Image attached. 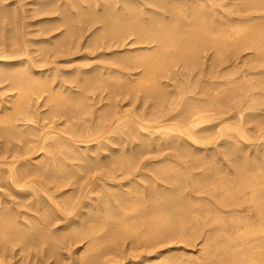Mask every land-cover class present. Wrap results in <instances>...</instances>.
I'll use <instances>...</instances> for the list:
<instances>
[{"label":"bare ground","instance_id":"obj_1","mask_svg":"<svg viewBox=\"0 0 264 264\" xmlns=\"http://www.w3.org/2000/svg\"><path fill=\"white\" fill-rule=\"evenodd\" d=\"M35 1L37 2V4H41V7H47H43L42 9L40 8L43 11H49L48 6L53 2H58V5L55 6V9L62 15V18L60 17L61 15H59L58 17L59 21H61V24L67 26L66 34H68V31H70L71 34H76V32L80 31H75V26L71 24L74 21L72 20V18L76 16L72 14L71 18L68 16V14L71 15L70 13H77L75 12L77 11L75 10L76 8H79L80 10L85 6L87 9L86 4L88 0H33V2ZM230 1L233 2V7L232 3L231 5H227V3H229ZM54 3L52 6H54ZM92 3V7L90 8L89 6V11H94L96 13L98 12V17L96 16L98 18L97 20L101 21V23L103 22L104 27V31H102V33L99 35L98 33L94 34L93 38H98L105 31L108 32V30L113 29L111 32L109 31V33L112 34L110 35L111 39H116V41L114 40L115 43H119V40H122L123 38L134 36L132 41L140 44L145 43L146 45L150 43V45L152 44L153 46L151 45V48L148 47L149 45L145 47V44L141 45L140 47L135 46V49H130L131 52H135L131 54L127 52L128 54L124 55L122 53L123 56L121 57L115 56L118 55L116 53H118L119 51L113 50L109 53L113 54L110 56L111 58H109V60L111 59L110 62L113 66L108 63L104 64V61L101 62V65L98 62V65H96V63L95 65L88 68L83 67L82 65L80 66L81 69L77 68V73L76 68V71L73 70V72H75V74L73 73V78H71L70 75L69 78L68 76H65L66 78L63 76L64 78H62V75L59 74L61 76V79L58 78V87H60L61 89L63 88L62 90L68 89V92L67 90L66 92L69 93L67 94L69 96L70 91H72L73 93L76 92L75 94L81 93L82 96L87 94L88 96V94L90 93V91L92 92V90L94 93L95 89L97 88H99L100 90L101 88H108V99L105 97L106 103L103 102L104 105H100V108H102V110L103 107H106L108 109L110 108L109 111L105 110L106 112L102 111L101 113L97 114H95L94 111V116H88L90 117V119L87 118L88 120L86 121L82 120L81 123L74 122L69 126L65 125L63 129H61L62 123H59L61 127L57 128L59 127L57 126V122L52 120L54 126H46L48 125L47 123H40V125H38L39 128L34 129V132L31 131L32 133H30L28 132V129L30 127L32 128L33 125L27 124L25 126L27 130L25 129L24 131H26L28 135H26L27 137L25 138L23 137L26 142L21 138V141H23L25 144L20 143L21 146H19L18 144H16L17 142L15 143V141H13L14 143L12 142V146H10L9 148H0L2 150H0V184L4 185L6 188H9L7 192H9L10 195H20L22 196L23 201L28 199V202L26 203H29V206L31 204L37 205L35 207L36 209L34 208V205L32 206L35 209L36 214L31 215V213H28V210L27 212L21 211L22 209L20 210L19 206L18 210H20V212L16 210L13 214V211L11 212V210L13 209H11L12 206L10 200L11 210L6 207L10 211H7L5 209L7 212H0V238L7 239L8 235H15L17 242L21 241L24 243L23 245L21 242H19L22 244L20 245L23 246L22 248H25L24 246L26 245V251L27 248L30 249L31 246L32 248L33 246L38 247V256L41 254H39V252L41 251L42 247L45 246L44 245L41 247V244H46L48 246L47 252L51 251V254L49 253V256L47 252L46 254L48 257H51L53 255V252L55 251V247L58 245L60 246L59 241H61L62 238L68 235V238H66V240L73 242L74 240L80 241V238H82V235H84V237L88 236L91 241H88L87 239L86 240L92 243L90 246H88V242H85L89 248H86L85 246L83 250L87 249V251H81L82 249H79L81 252H88L87 255L81 260L80 264H108V262L112 258L100 259V256L103 254V252L108 250V248H106L107 246L104 248L105 250H103L101 246L100 253H95V250L99 245H105L104 243H106L107 245L108 242H105L106 239L109 238L110 240L116 241V239H119L121 237V234H123V236L125 235L124 238L126 236H128V238L131 237V244L138 243L139 240H141L142 236H146L144 237L146 238V242L150 243L146 245L148 246V248H151L149 247V245L153 246L154 248L156 245H158L157 242H169L172 239L174 241L180 240L184 243L189 244V242H194V240L196 241L198 237L203 236L208 243L207 245H205V247L203 245L201 246L202 248L204 247L205 250L203 256V260L205 259V262H199L202 260H199V258H197L198 264H264V165H261L262 167H260V165H256L260 161V159L264 160V153H258L259 150L264 149V70H260L259 68V70H257L256 72L254 71L255 67L264 66V0H235V2L234 0H93ZM225 4L227 5V9H224ZM3 5L4 4L2 3V6ZM228 6H230V8ZM51 11L48 13H51ZM90 12H88V14ZM11 13H13V11ZM84 14L86 15V13ZM85 15L83 18L81 17L82 20H84L83 24H85V22L89 23V20L92 19V16L90 15H93V13L88 15L90 19ZM3 17L5 16L3 15ZM96 17H94V19ZM6 18H3V20H6ZM77 18L78 17H76V19ZM71 20L72 22H70ZM82 20L79 22L82 23ZM50 21L51 23H49V20L47 23L52 24V22H54V20L52 21L51 19ZM91 22L93 23L92 20L90 21V23ZM45 23L43 26L47 25ZM76 23L77 22H74V24ZM57 26L58 25L56 24L54 28L56 29ZM45 27L43 28L46 30ZM59 27L60 26H58L57 28ZM8 29H10V27ZM50 30L49 32H51ZM76 35H74V37ZM105 35L106 33L101 37H104ZM58 36L56 34V37L59 39ZM63 36L65 37V33L61 38H63ZM50 37L55 38L53 35ZM4 38L3 40H5ZM42 39L43 38L41 37L40 40ZM111 39L107 38V40H104L109 41ZM24 41H22V43ZM60 41L62 42V40ZM104 42L102 43L104 44ZM106 43L108 45V42ZM61 45H64V43H62ZM204 48H209L211 50L213 49V51L216 52V55H214L213 57L210 56L212 58L209 57L211 64H214V66L217 67L221 66V69L217 70L216 73L212 71L206 72L202 68L204 61L200 60V58L202 51L204 52ZM244 49H250L252 51L251 56L247 58H252L251 60L255 63L253 65L251 64V66L247 68V71H249V73H243L240 75L241 78H235L236 76L230 77L227 73L229 71H226L228 64L227 61L229 59L231 60L232 56L236 55L239 51ZM22 51L23 54L27 52L25 46ZM0 53L2 52L0 51ZM7 54L8 56L10 55L9 52ZM7 54H4V56H0V78L11 81L10 85H16V87H18L20 90L21 96H18L17 93H19V90L17 88L18 91H16L15 89L17 93H13V95L17 94L16 96L18 97H15L17 98V100L14 101L12 99L14 101L13 103L10 98L13 96H10V99L8 98L9 100H6L8 103H13L11 107H14L12 108V111L9 109L10 114L9 112H6V115L10 116L16 110V112H18L19 110L22 111L23 107L25 106L24 103L27 107V103L25 100H23V98H27L26 96H29V92L31 95L33 91H37L36 94H38V91H45L50 89L51 91L54 90L55 95H58L56 93V90H59L57 85L56 90L55 88L52 89L53 86L55 87V85H52L53 80H49V76H44L48 73L44 74V72H46L44 71L42 72L44 74L43 75L41 73L35 72V70L33 69V67L39 68L41 65L36 66V63L32 62L34 64L32 67V64L30 62L31 60L29 59L30 57L20 58L18 57L19 55L16 54V56L11 57L10 55V57H6ZM244 58L247 59L246 57ZM244 58L243 60H245ZM32 61L34 60L32 59ZM177 63H180L179 65H181L182 68H186L188 70H193L197 67L202 68L203 72L199 73V75L196 77H194L195 75L193 74L190 75L189 73H186V78H180L178 84L176 83L177 85L175 84V82H173L174 84H170L172 89L168 90L166 88L167 85H169L168 81L162 80L161 78H164L166 74L168 75L169 72H172L173 69H169V72L167 71V69L172 66L174 67V65H176ZM135 67H140L142 72L140 74H137V76L139 75L138 77L136 76L134 79H131L130 75L132 73L130 74V70L128 73V69ZM164 67H166V70L161 71ZM229 67L232 66L229 65ZM44 69H42V71ZM70 73L71 72H69V74ZM89 73H91V76L89 75ZM106 73L109 74H107L109 77L111 76L114 78H110L111 81H109L110 79L108 76L107 79L109 80H107L105 77L102 78L101 74L105 76ZM84 74H88V76L90 77L86 76V78ZM176 75H178L177 72ZM43 76L48 77L49 79L44 78ZM128 76H130V78L128 79V83H123L120 81L121 78H128ZM202 77L204 79H201ZM67 78H71V83L75 82L76 90L72 89V84L70 85V82L66 85V82L68 83ZM150 79H153V81L151 82ZM169 79H172L171 76ZM146 81H148L149 86L145 84ZM57 82L55 84H57ZM149 82H151V84ZM203 83H208L211 85L210 87L204 88ZM8 84L7 88H12V90L13 88H16L14 87V85L12 87H9ZM77 88H81V91L85 90L86 92H79L80 90ZM99 89L97 90L100 92ZM139 90L143 91L144 98L145 96H149L153 99V101L151 102L152 105L150 107H148V105L147 107H144L145 109L141 111V113H131L133 111H129V109H122V107L117 104V102L119 103V99L121 98V96L119 99L117 98V96L119 97V94H122V96H125L126 94H132L133 96V93H136ZM66 92L60 90L59 94H63ZM49 93L51 94V96L53 95V93ZM105 93L104 95L107 96ZM115 94H118L116 95L117 99L114 97ZM104 95L100 92L98 94V97L92 96L91 100L93 102L95 100V103L97 104L98 102H101V100L104 98ZM51 96L47 95L48 99L51 98ZM59 96L60 95L56 97L58 98ZM69 96H66L67 101L65 100V103L70 102L69 99L71 98L74 99V94L72 95V97L70 96V98ZM82 96L80 97L82 98ZM30 97H28L27 99L28 103H30L31 101ZM52 97L56 98L55 96ZM90 97L91 96H89V98ZM79 98H77V100H79ZM87 98L88 97H86V99ZM114 98L116 101L114 100ZM10 100L11 102H9ZM107 100H110L111 102H107ZM47 101L48 100H46V103ZM75 101L72 102L76 104L80 100L77 102ZM73 103L70 104L73 105ZM142 104L143 103H140V105ZM13 105H15L16 107ZM53 105H56L54 104V101ZM61 105H63V103H61L60 105L57 104V106H60V108H62L63 110L65 109V111L67 109H70L67 107L63 108L64 106L61 107ZM8 106V104L5 105L4 103L1 108L5 111V109H8L10 107ZM57 106L55 108H57ZM74 107H71L72 110H75ZM63 110L61 111L60 109L62 113ZM80 110H82V107ZM1 111L2 110L0 109V112ZM4 111H2V113ZM54 111L57 112L58 110ZM27 112L29 113V111ZM62 113H60V115ZM65 113L68 114V117L70 116L68 111H66ZM15 114L16 113H14V115ZM33 114L35 115V113ZM24 115L25 114H23V116ZM63 115L65 114L63 113ZM2 116V119L0 117L1 120L5 119L4 117L9 118V116H4V114H2ZM16 117L18 119V116ZM16 117H14V119H16ZM8 118L6 120H8ZM11 118L12 117L9 118V121ZM30 118L31 117L29 116V119ZM65 119L64 123H66ZM74 119L76 118L74 117ZM43 121L44 120L42 119V122ZM4 122L7 121L4 120ZM4 122L2 121L1 123ZM12 124H14V122ZM9 126H12L13 128V125H11V123ZM6 128V132H3V130H1L2 128L0 129V131H2L4 135H14V132H11L14 130V128L13 130L11 129V131H9L8 125ZM14 131L16 133V130ZM21 132H23V129L21 130ZM21 132H18L19 136L24 135L23 133L20 134ZM18 135L16 134L17 138L19 137ZM9 138L12 139L13 136H10ZM154 140L158 141L159 144H162V146H166L167 149L169 148L171 150L167 153L168 156L165 155L164 157L160 158L165 162L170 163L169 166H163L164 168L167 167L165 170H169L170 172L172 169H175V172L173 171L174 173L167 174L166 176H162L163 172H161L160 170V172L158 173L154 171L156 175H151L152 172L151 174L149 173V180L152 183L154 182L155 184L153 183L151 185L149 183L150 186L146 187V183L148 184V182H145V178L143 177H146L145 175L147 172H149V168L146 169L145 167L147 166L144 165L145 162L142 161L144 163H141V161H138L140 159L137 158H139V155L142 152L141 150H143L142 148H148V146H150V144ZM9 143H11V141ZM114 144L117 145L114 146ZM69 146L74 149L73 152H76V155L82 161L79 162V159L73 158V160L76 159L75 161L79 162V164L76 163V168L72 165L74 169L72 167L71 170L74 171L76 169L77 172L78 165L82 167L93 164L92 167L94 168L90 166L92 168V171L94 169L98 171L94 174H92L93 172H91L93 178L90 177V173L88 172L87 173L89 175L84 174V176H89L90 178H92V180H89L90 178H85L90 183L93 180L95 181L93 184L94 186L91 185L92 189L89 188L90 185L86 183L87 181L84 182L81 180V182H84L86 184L83 185L84 183H82L83 187H77L78 193H73L74 195L69 194L68 196H65L64 194L66 192L68 194L69 191H65V193H63V190L61 192H58L61 188L60 184H58L53 190L50 189V186L48 187V185H51L52 183V181H49L52 179L55 180L52 176V173L55 172L56 169L54 170V166L52 165L53 167H50V163L48 164L46 162H48L47 159L52 158V152H54L55 150L57 151L58 149L62 151L63 149L68 150L67 148H69ZM250 146H253L254 150L251 151V154H248V152L246 153V151ZM155 149L157 150L156 147ZM60 150L59 153L61 155L62 153ZM68 153L66 152L67 156L72 155H69ZM58 155L52 156L58 158L60 157V155ZM74 155L75 154H73V156ZM39 157L43 159L41 160V158ZM61 157L63 158L65 157V155H61ZM251 157H253V159ZM67 158L68 157H66L65 159L66 161ZM71 158L72 156L70 157V159ZM233 158H235V161ZM51 160V164H55V160L59 161L56 158L55 160L54 158H52ZM255 160L259 161L254 164ZM41 161L45 162L46 164L44 163V166V164L41 163L40 167L42 165L44 167H41L42 169L40 168L41 170L38 171V169L36 170L33 165H36ZM60 162L61 161H59L58 163ZM66 163L73 164V162ZM140 163L144 165L145 171L147 170L146 173L141 170L143 166L140 167ZM262 163H264V161H262ZM136 164L139 165V167L137 169H134L136 168ZM31 166L34 169L30 168ZM48 166L49 168H51V172L48 171ZM64 167L66 166L64 165ZM90 167L88 166V168ZM159 167L162 169L161 166ZM56 168H59V170H57L58 172L55 173L60 174L59 171H63L61 167L57 166ZM196 168L200 169L197 170ZM227 169H229V172H226ZM59 174H56L55 178L56 176H59ZM95 174L96 176H94ZM61 175H63L62 172ZM69 176L70 175L67 176V179L70 178L69 180H71V178L73 177ZM136 176H138L140 180L136 178ZM60 177L62 176H59V178ZM59 178L58 180L60 181ZM179 178L181 179V181L179 180V182L175 183L174 180L178 181L177 179ZM74 179L75 178H73V180ZM58 180L57 183H59ZM164 180L167 181V183L164 182L166 185L164 183H161ZM62 181L64 180H61V182ZM66 181L67 180H65L64 182ZM77 181L78 180L76 179V182ZM71 182L69 183L68 181V187H70L69 185L71 184ZM74 186L72 187L74 188ZM126 186L128 187V189H126ZM68 187L67 190H69ZM74 189H76V187ZM4 191H6L5 188ZM55 191H57L58 193H55ZM4 193L6 194V192ZM2 195L1 197H3ZM6 196L7 195H5L4 198ZM6 199L5 202L10 198H8L7 200ZM7 206H9V204ZM22 206L21 208H24ZM88 207L89 209L87 210ZM27 208L29 207L27 206ZM20 215L24 216L21 217ZM28 215H30V217H26ZM115 216L118 217L116 223L112 222ZM122 216L125 217H123V219H127H120V217ZM108 218L111 220V222ZM129 219L130 222H128ZM127 224H129V226L131 225V227L126 228ZM8 229L9 231L10 229H12V232L10 231L11 233L4 234L5 230ZM96 231H100L99 233L101 234H93L94 232L97 233ZM7 241L9 242L8 239L6 240V242ZM129 242H131V240ZM161 245L165 246L166 244L161 243ZM32 248L31 250L34 251V248ZM25 249H23V251ZM80 251H77L78 253H76L80 254ZM112 251L113 249L109 250L108 253ZM26 253L24 255H26ZM153 253L152 256H149V251H146V254L139 255V259L136 258L138 260L130 261L132 264H144V262L147 261L149 263V260L154 257V259L157 258V262L156 260H153L156 262V264H181V262L179 261L181 257L179 258V260L174 257L176 253L174 256H170L167 254V257H164L167 252H165L164 255L161 254L162 250H155ZM43 254L45 255V251ZM55 254L54 256L56 257L57 254ZM118 254L119 253H116L115 255L117 256ZM160 254L161 256L163 255L161 257L162 259H158L160 258ZM120 256L117 258H120ZM2 257L4 259V256ZM2 257L0 258L1 261L3 260ZM35 257H37V255ZM185 258L187 259V257ZM120 260L128 262L129 258L127 259L128 261L124 260L123 257H121ZM189 260H191V258L187 261ZM58 261L57 263L60 264ZM181 261L183 262V260ZM5 262L8 263L6 259ZM39 262L42 261L39 260ZM190 262L187 263L192 264ZM114 263L117 264L118 262L116 261ZM184 264L186 263L184 262Z\"/></svg>","mask_w":264,"mask_h":264},{"label":"rangeland","instance_id":"obj_2","mask_svg":"<svg viewBox=\"0 0 264 264\" xmlns=\"http://www.w3.org/2000/svg\"><path fill=\"white\" fill-rule=\"evenodd\" d=\"M14 1V2H13ZM0 0V4H1V6L0 7H2V8H0V10L2 9L3 10V14H2V10L0 11L1 13V15L0 16H2V17H0V30L2 31H0V33H1V37H0V51L3 53H0V56H4V54H7L8 52H9V54L11 55V57L12 56H16V55H19L18 57H20V58H29L31 61V64H32V67H33V63H36V66L37 65H43L42 67L40 66L39 68H37L36 66V68L38 69H36V68H34L33 67V69L35 70V72H37V73H41V74H43L42 72H44V71H46V72H44V74L45 73H48V74H46V75H44V76H49L50 77V79L48 78V77H44V78H48L49 80H53V83H52V85H55V87L53 86V88H52V85H51V88L52 89H54L55 88V90L57 89V87H58V78H60L61 79V76L59 75V74H61L62 75V78H64L65 76L67 77L68 76V78L71 76V78H73L74 77V74H75V72H73V70L74 71H76L75 70V68L77 69H81V67L80 66H82L83 65V67H91V66H93V65H95L96 63V65H98L99 63H100V65H101V62H103L104 64H106V63H108V64H110L111 66H113L112 64H111V59L109 60V58H111L110 56L111 55H113L112 53L111 54H109L111 51H113V50H117V51H119L118 53H116V54H118V55H115V56H119V57H121V56H123L124 54H128V53H133V52H135V51H133V52H131V50L130 49H135L136 47H140L141 45H144V44H140V43H137V42H134V41H132V39L134 38V36H129V38L127 37V38H123L122 40H119V43H115L114 42V40L116 41V39H111V36L110 35H112L111 33H109V31L111 32L113 29H110V30H108V32L107 31H105L103 34H105L106 33V35L104 36V37H101V36H99L98 38H93V35L94 34H97L98 33V35L99 34H101L102 33V31H104V27H103V22L101 23V21H98L97 19V13L96 12H94V11H89V6H90V8L92 7V2H93V0H88V2H87V4H86V6H87V9H86V7L84 6V7H82V9H80L79 10V8H76L75 10H77V11H75V12H77V13H70L71 15H69L68 14V16L69 17H71L72 18V14H74L76 17H78L77 19H76V17H74V18H72V20H74L73 22H72V20L70 21V22H72L71 24H73L74 26H75V31L77 30H80V31H78V32H76V34H71V32L70 31H68V34H66L67 32V26L65 25H62L61 24V21H59V15H61L60 13H58L59 11H57L56 9H55V6H57L58 5V2L55 4L54 2V6H52L53 5V3H49L50 5L48 6V4H47V6L49 7V11H46V10H41L43 7H46V6H43V7H41L42 5L41 4H37V2L35 1V2H33V0ZM84 1H87V0H84ZM91 1V2H90ZM237 1V0H236ZM4 4L3 6H2V3ZM234 2H235V0H234ZM33 3V4H32ZM231 3H232V7L234 6V4H233V2H229V3H227V5H231ZM7 6H6V5ZM9 4V5H8ZM14 5H15V8H14ZM22 5H23V7H22ZM41 5V6H40ZM226 4L224 5V9L226 8L227 9V6ZM38 6V7H37ZM51 7V8H50ZM53 7H54V10H53ZM229 8H230V6H228ZM41 8V9H40ZM47 8V7H46ZM81 8V7H80ZM84 8V9H83ZM228 8V9H229ZM18 9V10H17ZM24 9V10H23ZM31 9V10H30ZM36 11H35V10ZM38 9V10H37ZM15 10V11H14ZM41 10V11H40ZM52 10V11H51ZM56 10V11H55ZM13 11V13H11ZM19 13H18V12ZM40 11V12H39ZM45 11H46V14H45ZM51 11V13H48V12H50ZM87 11V12H86ZM6 12V13H5ZM36 12H38V13H36ZM44 12V13H43ZM52 12H54V13H52ZM88 12H90L89 14H88ZM84 13H86V15L84 14ZM91 13H93V15H90ZM6 14V15H5ZM15 14V15H14ZM19 14V15H18ZM77 14V15H76ZM81 14V15H80ZM86 16V17H88L89 18V16L88 15H90V16H92V21H93V23L91 24L90 23V21L91 20H89V23H87V22H85V24H83L84 23V20H82V18L84 17V15ZM88 14V15H87ZM3 15L5 16V17H3ZM10 15V16H9ZM12 15V16H11ZM35 15V16H34ZM79 15H80V18H79ZM10 18H9V17ZM15 16V17H14ZM18 16V17H17ZM26 18H25V17ZM48 16V17H47ZM97 16V17H96ZM6 17H8V18H6ZM21 17V18H20ZM52 17V18H51ZM58 19H57V18ZM61 18H62V15L60 16ZM82 17V18H81ZM85 17V18H86ZM94 17H96L95 19H94ZM3 18H6V20L4 19L3 20ZM13 18V19H12ZM19 18V19H18ZM54 18V19H53ZM60 18V19H61ZM38 19V20H37ZM40 19V20H39ZM44 19H45V21H44ZM50 19L53 21L54 20V22H52V24H49V23H51V21H50ZM56 19V20H55ZM95 21H94V20ZM3 20V21H2ZM42 20H43V22H42ZM48 20H49V23H47L48 22ZM76 20V21H75ZM83 21L82 23L81 22H79V21ZM10 21H13V22H10ZM41 21V22H40ZM98 21V22H97ZM147 21V20H146ZM10 22V23H9ZM46 22V23H45ZM56 22V23H55ZM74 22H77L76 24H74ZM44 23L45 24H47V25H45V26H43L44 25ZM55 23V24H54ZM87 23V24H86ZM11 24V25H10ZM30 24V25H29ZM40 24H42V25H40ZM54 24V25H53ZM56 24L58 25V26H60L59 28H57L56 27V29L54 28L55 26H56ZM52 25V26H51ZM85 25V26H84ZM100 25V26H99ZM45 27L46 28V30L43 28V27ZM49 26V27H48ZM65 28H64V27ZM81 26V27H80ZM83 26V27H82ZM89 26V27H88ZM3 27V28H2ZM10 27V29H8ZM41 27V28H40ZM51 27V28H50ZM18 28V29H17ZM79 28V29H78ZM16 29V30H15ZM42 29V30H41ZM43 29H44V31H43ZM48 29V30H47ZM51 29V30H50ZM54 29V30H53ZM58 29V30H57ZM65 29V30H64ZM100 29V30H99ZM102 29V30H101ZM4 30V31H3ZM13 30V31H12ZM49 30L51 31V32H49ZM83 30V31H82ZM18 31V32H17ZM43 31V32H42ZM82 31V32H81ZM14 34H13V33ZM20 32V33H19ZM49 32V33H48ZM6 33V34H5ZM8 33V34H7ZM17 33V34H16ZM43 33V34H42ZM46 33V34H45ZM61 33V34H60ZM63 33V34H62ZM64 33H65V37L63 36V38L65 39H63V38H61L62 37V35H64ZM81 33V34H80ZM44 34H45V36H44ZM55 34V35H54ZM56 34H57V36L59 37V39L56 37ZM78 34H80V35H78ZM22 35H25V36H22ZM47 35V36H46ZM54 36L55 38H53V37H50V36ZM74 35H76L75 37H74ZM7 36V37H6ZM18 36V37H17ZM69 36V37H68ZM71 36H72V38H71ZM77 36H79V37H77ZM4 37H6V38H8V39H6V38H4ZM10 37H11V39H10ZM17 37V38H16ZM24 37V38H23ZM45 38L44 40L42 39V40H40V38ZM49 37V38H48ZM108 39H111V40H109V41H105V40H107V38ZM3 38L5 39V40H3ZM70 38V39H69ZM24 39H25V41H24ZM48 39H51V40H48ZM54 39V40H53ZM68 39V40H67ZM105 39V40H104ZM19 40V41H18ZM27 40V41H26ZM30 40V41H29ZM37 40H40V41H37ZM57 40V41H56ZM60 40H62V42L60 41ZM70 40V41H69ZM4 41V42H3ZM7 41H9V42H7ZM22 41H24L23 43H22ZM49 41V42H48ZM56 41V42H55ZM65 41V42H64ZM68 41V42H67ZM74 41V42H73ZM78 41V42H77ZM105 41V42H104ZM114 43H113V42ZM118 41V40H117ZM121 41V42H120ZM3 42V43H2ZM55 42V43H54ZM67 42V43H66ZM102 42H104V44L102 43ZM106 42H108V45H107V43ZM131 42H132V44H131ZM40 43V44H39ZM50 43V44H49ZM61 45L62 43H64V45H59V44ZM69 43V44H68ZM97 43V44H96ZM111 43H113V44H111ZM122 43V44H121ZM135 43V44H134ZM5 44V45H4ZM68 46H67V45ZM102 44V45H101ZM138 46H137V45ZM17 45V46H16ZM19 45V46H18ZM25 46V48L27 49V54L25 53V54H23L22 52V49H24V46ZM101 45V46H100ZM149 45V46H148ZM152 45V44H151ZM150 45V43L149 44H145L144 46L145 47H149V48H151L152 46ZM136 46V47H135ZM143 46V47H144ZM8 47V48H7ZM17 47V48H16ZM49 47V48H48ZM94 47H96V48H94ZM103 47H105V48H103ZM107 47V48H106ZM133 47V48H132ZM6 48V49H5ZM22 48V49H21ZM62 48V49H61ZM129 50H128V49ZM2 49H3V51H2ZM42 51H41V50ZM103 49V50H102ZM128 50V51H127ZM204 50V52L202 51V53H201V58H200V60H202V61H204V63H203V65H202V68L204 69V71H206V72H209V71H212V72H214V73H216L217 72V70H219V69H221V66L220 67H217V66H214V64H211L210 63V58H212L214 55H216V52H214L213 51V49L211 50V49H209V48H204L203 49ZM250 50V49H249ZM249 50H241V51H239L236 55H234V56H232L231 57V60L229 59L228 61H227V69H226V71H231L230 73L229 72H227L228 73V75L230 76V77H235V78H241V74H243V73H249V71H247V68L249 67V66H251V64L253 65L255 62L254 61H252L251 59L252 58H250V59H248L250 56H251V50L249 51ZM5 51H8V52H5ZM101 52H102V54H101ZM124 52H126V53H124ZM128 52V53H127ZM137 52V51H136ZM248 52H250V53H248ZM12 53V54H11ZM18 53H20V54H23V55H20V54H18ZM122 53H123V55H122ZM204 53V54H203ZM246 53H248V54H246ZM16 54V55H15ZM210 54V55H209ZM10 55L8 56V54H7V56L6 57H10ZM203 56V57H202ZM210 56H212V57H210ZM209 59H208V58ZM244 57H248L247 59H245ZM243 58L245 59V60H243ZM32 59L34 60V61H32ZM93 59V60H92ZM207 59V60H206ZM90 60V61H89ZM99 60V61H98ZM109 60V61H108ZM249 60H250V63H249ZM37 61V62H36ZM177 61V60H176ZM245 61H247V62H245ZM33 62V63H32ZM42 62H43V64H42ZM83 64H82V63ZM86 62V63H85ZM99 62V63H98ZM38 63V64H37ZM41 63V64H40ZM58 63V64H57ZM74 63V64H73ZM87 63H88V65H87ZM102 63V64H103ZM249 63V64H248ZM119 64V63H118ZM180 63H177L176 65H174V67L172 66V67H167L168 69H167V71L170 69V70H172V72H169L168 73V75L166 74V76H164V78L162 77L161 79L162 80H167L168 81V83H169V85H167V89L169 90H171L172 89V87L170 86V84H174L173 82H175V84L177 83L178 84V82H179V80H180V78L182 79V78H184L185 77V75H186V73H189L190 75H195L194 77H196V76H198L199 75V73H202L203 72V69L202 68H199V67H197V68H194L193 70H188V69H186V68H182V66L181 65H179ZM71 65V66H70ZM86 65V66H85ZM229 65L230 66H232V67H229ZM52 68H51V67ZM75 66H77V67H75ZM79 66V67H78ZM212 66V67H211ZM47 67V68H46ZM60 67V68H59ZM134 67V66H133ZM262 67V68H261ZM259 66V67H255L253 70L256 72L257 70H259V68H260V70H264V66ZM44 68H46V69H44ZM138 68V67H137ZM136 67L135 68H129L128 69V73H129V70L131 71L130 72V76H131V79H134L136 76H137V74L139 73H141L142 72V70L140 69V67L137 69ZM234 68V69H233ZM10 69H12V68H10ZM41 69V70H40ZM42 69H44L43 71H42ZM54 69V70H53ZM62 69V70H61ZM78 69H77V71H76V73L78 72ZM132 69V70H131ZM140 69V70H139ZM183 69V70H182ZM56 70V71H55ZM71 72L70 74H69V72ZM71 70V71H70ZM163 70H166V67H164L161 71H163ZM246 70V71H245ZM55 71V72H54ZM58 71V72H57ZM138 71V72H137ZM201 71V72H200ZM233 71H234V73H233ZM0 72H1V68H0ZM135 72V73H134ZM137 72V73H136ZM164 72H166V71H164ZM176 72L178 73V75H176ZM191 72V73H190ZM236 72H238V73H236ZM53 73H55V74H53ZM57 73V74H56ZM74 73V74H73ZM93 73V72H92ZM94 73H95V71H94ZM184 73V74H183ZM237 75H236V74ZM67 74V75H66ZM108 73H106V75L105 76H103V74H101V76H102V78H108L109 76V74L107 75ZM172 74H174V75H172ZM56 75V76H55ZM60 77H59V76ZM70 75V76H69ZM85 75V77L87 76V77H90L91 76V73H89V75L90 76H88V74L86 75V74H84ZM115 75V74H114ZM183 77H182V76ZM64 76V77H63ZM108 76V77H107ZM116 76V75H115ZM130 76H128V78L127 77H124V78H121L120 79V81L121 82H123V83H128V79L130 78ZM133 76V77H132ZM139 76V75H138ZM137 76V77H138ZM170 76H171V78L172 79H169L170 78ZM175 78H174V77ZM178 76H180V77H178ZM204 76V75H203ZM65 77V78H66ZM84 77V76H83ZM86 77V78H87ZM187 77V76H186ZM185 77V78H186ZM67 78V79H68ZM70 78V79H71ZM113 79L114 77H109V79ZM55 79V80H54ZM70 79H68V83L66 82V85L67 84H69V82H70ZM105 79V80H106ZM109 79H107V80H109ZM111 79L109 80V81H111ZM160 79V80H161ZM201 79H204L203 77L201 78ZM215 79H218V78H215ZM0 80H2V81H0V109L2 110V111H4L1 107L3 106V104L5 103V105H9L8 107V109H5V113L3 112L2 113V111L0 112L1 114V119H2V114H4V116H9V115H6V112H9V114H10V110L12 111V108H14V107H11L12 106V104L14 103V101L15 100H17V98H15V97H18V96H21V94H20V90H19V88L18 87H16V85H14V84H12V85H10L11 84V81H8V80H4V79H2V78H0ZM102 80H104V79H102ZM151 80V82L153 81V79H150ZM186 80V79H185ZM9 82V84H8V82ZM109 81H107V82H109ZM149 81V80H148ZM148 81H146V85L147 86H149V84H148ZM204 81V80H203ZM57 82V84H55ZM151 82H149L150 84H151ZM5 83V84H4ZM130 83V82H129ZM7 84L9 85V87L11 86H13L14 85V87H16V88H13V90H12V88H7L8 86H7ZM72 84V89L73 90H76V84H75V82H73V83H71L70 82V85ZM176 84V85H177ZM56 85H57V87H56ZM210 85L211 84H208V83H203V87L204 88H206V87H210ZM6 86V87H5ZM169 86V87H168ZM3 87V88H2ZM74 87H75V89H74ZM2 88V89H1ZM5 88H7V89H5ZM17 88H18V90H19V93H17L16 91H18L17 90ZM59 88V90L57 89L56 90V93L58 94V95H60L58 98L56 97V96H58V95H55V92H54V90L53 91H51L50 89L49 90H42V91H38V94H36V92L37 91H33L32 92V94L30 95V92H29V96H26L27 98H23V100H25L26 101V103H27V107H26V104L24 103V107H23V110L22 111H18V112H14V113H16L15 115H14V113H12L10 116H9V118L10 117H12L11 119H10V121H9V118H8V120H6L7 118L6 117H4L5 119H3V120H1L0 119V121L2 122H4V120L5 121H7V122H4V123H1V126H0V129L1 130H3V132H6V127H7V125H8V128L10 127L9 125H10V123H11V125H13V128H14V130H16V133H15V131L13 130V128H12V126L9 128V131H11V129L13 130V131H11V132H14V135H12V134H8V135H4V133L2 132V131H0V148L1 149H7V148H9L10 146H12V142L13 141H15V143L16 144H18L19 146H21V144H23L24 142L23 141H25L26 142V140L24 139L25 137H27L26 135H28L27 134V132L26 131H24L25 129L27 130V128H25V126L28 124V125H33L32 126V128L30 127H28L29 129H32V130H29L28 129V132H30V133H32V132H34L33 130L34 129H36V128H39V126L38 125H40V123L42 124H48V125H46V126H54L53 125V123H52V120H54L55 122H57V126H59V127H57V128H60L61 126V129H63L64 128V126L66 125V126H69V125H72V123H74V122H82V120L83 121H86V120H88V119H90V117H91V115L92 116H94V113L95 114H97V113H101L102 111H109V109L108 108H106V107H103V110H102V108H100V105L102 106V105H104L103 104V102L104 103H106V98L109 96V93H107L108 91H109V89L108 88H105V89H102L101 87V90L99 89V88H97V89H99L100 90V92L104 95V93L107 95V96H105L104 95V98L101 100V102H98L97 104L95 103V100H94V102L91 100L92 99V96H96V97H98V94L100 93L97 89H95V91H94V93H93V90H92V92L90 91V93L89 92H87V93H89L88 94V96H87V94L86 95H83L82 96V94L81 93H78V94H75L76 92H72V91H70V96L72 97V95L74 94V99L77 97V98H79L80 96H82V98L80 97L79 98V100L81 101H79V100H77V98L75 99V100H77V101H79L80 102V105H79V102L78 103H73L72 101H75L73 98H71V99H69L70 98V96L69 95H67V94H69V93H67L68 92V89H66L67 90V92H66V90H62L60 87H58ZM9 89V90H8ZM11 89V90H10ZM15 89H16V91H15ZM77 89H79V88H77ZM5 90V91H4ZM60 90L61 91H63V92H66V93H63V94H59V92H60ZM80 90V91H79ZM78 91L79 92H82V93H85L86 91L85 90H83V91H85V92H83V91H81V88L79 89ZM103 90H105V91H103ZM107 90V91H106ZM13 91V92H12ZM46 92V93H44V92ZM59 91V92H58ZM14 92H16L17 94H18V96H16L17 94H15V95H13V93ZM41 92V93H40ZM48 92V93H47ZM49 92H51V93H53V95L52 96H55L56 98H54V97H52L51 96V94L49 93ZM139 92V93H138ZM138 92H136V93H133L134 95L132 96V94H126L125 96L123 95L122 96V94L120 95L119 94V97L117 96V98L119 99L120 98V96H121V100L119 99V103L117 102V104L118 105H120L121 107H122V109H129V111H133V112H131V113H141V111H143L145 108L144 107H147V105H148V107H150L151 105H152V101H153V99L151 98V97H149V96H145V98L143 97L144 95H143V91L141 90H139ZM3 93V94H2ZM40 93V94H39ZM98 93V94H97ZM138 93V94H137ZM6 94V95H5ZM36 94V95H35ZM79 94H80V96H79ZM91 94V95H90ZM9 95V96H8ZM38 95V96H37ZM41 95V96H40ZM47 95L49 96H51V98H49L48 99V97H47ZM65 95V96H64ZM77 95V96H76ZM116 95H118V94H115L114 95V97L116 98ZM139 95V96H138ZM217 95V94H216ZM219 95V94H218ZM6 96V97H5ZM8 96V97H7ZM10 96H13V97H10ZM30 96H33V97H35V98H33V97H30ZM66 96L68 97L69 96V100H70V102H67V103H65V100L67 99L66 98ZM79 96V97H78ZM89 96H91L90 98H89ZM130 96H132V97H130ZM11 98V100H12V102L13 103H8L6 100H9L10 98ZM28 97H30L31 99V101H30V103H28ZM39 97V98H38ZM64 97H65V99H64ZM86 97H88L87 99H86ZM96 97H93V98H96ZM106 97V98H105ZM128 97V98H127ZM9 98V99H8ZM44 98V99H43ZM46 98V99H45ZM115 98H114V100H115ZM116 98V99H117ZM131 98H133V99H131ZM135 98V99H134ZM151 98V99H150ZM33 99H35V100H33ZM59 101H58V100ZM61 99H63V100H61ZM82 99V100H81ZM104 99H105V101H104ZM108 99V98H107ZM146 99V100H145ZM11 100L9 101V102H11ZM33 100V101H32ZM46 100H48L47 101V103H46ZM50 100V101H49ZM68 100V101H69ZM130 101V102H128V101ZM133 100V101H132ZM142 100V101H141ZM25 101H23V102H25ZM45 101V102H44ZM53 101H54V104H56V105H53ZM56 101V102H55ZM58 101V102H57ZM61 101V102H60ZM67 101V100H66ZM77 101H75V102H77ZM111 102L110 100H107V102ZM116 101V100H115ZM150 101V102H149ZM51 102V103H50ZM59 102H60V104L61 103H63V105H61V107H63V108H65V107H67V108H70L69 110L67 109L66 111H68V113L70 114V116H71V118H70V116L68 117V114L67 113H65L66 111H65V109L63 110L62 108H60V106H57V104L58 105H60L59 104ZM86 102V103H85ZM149 102V103H148ZM70 103H73V105L72 104H70ZM140 103H143L142 105H140ZM28 104H30V105H28ZM33 104V105H32ZM85 104V105H84ZM89 104V105H88ZM2 105V106H1ZM95 105H97V106H95ZM13 106H15V105H13ZM48 106V107H47ZM52 106V107H51ZM57 106V108H55ZM75 106V107H74ZM77 106V107H76ZM87 106V107H86ZM90 106H93V107H90ZM16 107V106H15ZM28 107H29V109H28ZM74 107L75 108V110L77 111H75L74 109L72 110V108ZM81 107H82V110H80L81 109ZM84 107V108H83ZM117 107V106H116ZM131 107V108H130ZM31 108H33V109H31ZM52 108V109H51ZM55 108V109H54ZM104 108H106V109H104ZM10 109V110H9ZM58 110L57 112H55L54 110ZM60 109H61V111L63 110V113L65 114V115H63V113L60 111ZM50 110H51V112H50ZM78 110H79V112H78ZM84 110V111H83ZM97 110H99V111H97ZM135 110V111H134ZM27 111H29V113L27 112ZM34 111V112H33ZM54 111V112H53ZM60 111V112H59ZM65 111V112H64ZM95 111V112H94ZM105 111V112H106ZM124 111V110H123ZM20 112H22V113H20ZM25 112V113H24ZM28 114H27V113ZM43 113V114H41V113ZM94 112V113H93ZM18 113V114H17ZM33 113H35V115L33 114ZM48 113H50V114H48ZM57 113H58V115H57ZM60 113H62L61 115H63V116H61L60 115ZM80 113V114H79ZM23 114H25L27 117H28V119H27V117L24 115L23 116ZM38 114V115H37ZM75 114V115H74ZM85 114H88V115H85ZM22 116V117H20V116ZM46 115V116H45ZM56 115V116H55ZM73 115V116H72ZM16 117V116H18V119H17V117H16V119H14V117ZM29 116L31 117L30 119H29ZM34 116V117H33ZM43 116H44V118H43ZM51 116V117H50ZM66 117V119H65V117ZM77 116V117H76ZM88 116H90V117H88ZM24 117V118H23ZM63 117V118H62ZM74 117L76 118V119H74ZM53 118V119H52ZM88 118V119H87ZM262 118V117H261ZM42 119L44 120L43 122H42ZM48 119H50V120H48ZM64 119H65V122L66 123H64ZM79 119V120H78ZM30 120V121H29ZM57 120V121H56ZM62 120H63V122H62ZM32 121H35V122H32ZM37 121V122H36ZM49 121V122H48ZM61 121V122H60ZM14 122V124H12ZM28 122V123H27ZM30 122V123H29ZM32 122V123H31ZM7 123V124H6ZM22 125H20V124ZM36 123V124H35ZM59 123H64L63 125L61 124V126H60V124ZM17 126V127H16ZM38 126V127H37ZM34 127V128H33ZM18 128H19V130H18ZM23 129V132H21V130ZM8 131V132H9ZM21 132L20 134H24V135H18L19 133L18 132ZM32 131V132H31ZM16 134L19 136L18 138L16 137ZM2 135V136H1ZM6 136V137H5ZM10 136H13V138L12 139H10L9 137ZM16 137V138H15ZM24 137V138H23ZM7 138V139H6ZM23 139V141H21L22 139ZM14 139V140H13ZM17 139V140H16ZM7 140V141H6ZM11 141V143H9ZM19 141V142H18ZM21 141V142H20ZM161 141V140H160ZM154 142V143H153ZM151 144H150V146H148V148L147 147H145V149L144 148H142L143 150H141L142 152H141V154H142V156H141V154L139 155V158H137V159H140V160H138V161H141V163H144V165L145 166H147V167H145L146 169H148L149 168V172H147V170L145 171V168H144V165L143 164H141L140 165V167L141 166H143L142 168H141V170L142 171H144L145 173H146V177H143V178H145L144 179V181L145 182H148V184L146 183V187H148V186H150L149 185V183L152 185L153 183L149 180L150 179V174H151V172H152V174L151 175H156V173H158V172H163V174H162V176L163 175H167V174H172V173H174L175 172V169H172L170 172H169V170H165L166 168H164L163 166H169L170 165V163L169 162H165L163 159H161L162 157H164L165 155H167V153L168 152H170L171 150L168 148L167 149V147L166 146H162V144H159V142L158 141H156V140H154ZM7 143V144H6ZM14 143V142H13ZM21 143V144H20ZM25 144V143H24ZM153 144V145H152ZM8 145V146H7ZM117 144H114V146H116ZM152 145V146H151ZM68 147V146H67ZM67 147H64V148H67ZM155 147L157 148V150L155 149ZM253 146H250L249 148H248V150H247V148H246V153L248 152V154L250 153H252L251 151H253L254 150V147L252 148ZM159 148V149H158ZM252 148V149H251ZM0 149V150H1ZM63 149V148H62ZM68 150H65V149H63V151L62 150H60V149H58L57 151L55 150L54 152H52V154H51V157L52 158H54V160H55V158L56 159H58L59 161H61L60 163H58L59 161H57V160H55L56 162H55V164H51V162H52V158H50V159H47L48 160V162H46V163H50L49 164V166L51 167L52 165L54 166V170H55V172H58L57 170H59V168H56L57 166L58 167H61V169L64 171H59L60 172V174L59 173H55V172H53L52 173V176H53V178L55 179V180H50L49 182H51L52 181V183H51V185H54V186H51V185H48V187L50 186V189L51 190H53V189H55V187L58 185V184H60V189H59V191L58 192H61L62 190L64 191L63 193H65V191H69L68 192V194H67V192L64 194L65 196H68L69 194L70 195H74L73 193H78L77 192V189L81 186V187H83V185H85L86 183L87 184H89L90 185V189H92V186H94L93 184H94V180L90 183L88 180H86V179H89L90 177H92L93 178V175L92 174H94V173H96L97 171H96V169H94L93 171H92V168H94V167H92V165L91 164H89V165H87V166H82L83 167V169H82V167L81 166H79L78 165V167H77V172H76V169L73 171V170H71V168L73 167V166H75V168H76V163H78L79 164V162H82L81 161V159L80 158H78V156L76 155V152H73L74 151V149L73 148H71L70 146H69V148H67ZM71 149H72V151H71ZM164 149V150H163ZM251 149V150H250ZM59 150L61 151V155H65V157H61V155H60V153H59ZM145 150V151H144ZM156 150V151H155ZM163 150V151H162ZM2 151V150H1ZM68 153V152H70V153H68L69 155L70 154H72V155H70V156H67L66 155V152ZM262 151V152H261ZM59 153V155H60V157H53L52 155H58V153ZM73 152V153H72ZM145 152V153H144ZM56 153V154H55ZM259 154H262V153H264V149H262V150H259V152H258ZM73 154H75L74 156H73ZM149 154V155H148ZM58 155V156H59ZM72 156V158L70 159V157ZM141 156V157H140ZM168 156V155H167ZM166 156V157H167ZM252 156V155H251ZM66 157H68L67 158V161L65 160L66 159ZM150 157V158H149ZM155 157V158H154ZM161 157V158H160ZM39 158H41V157H39ZM39 158H37V159H39ZM73 158H77V159H79L78 161L79 162H77V161H75L76 159H74L73 160ZM157 158H158V160H157ZM252 159H253V157H251ZM43 158H41V160H42ZM234 159V161H235V158H233ZM237 159V158H236ZM251 159V160H252ZM63 161H66V162H69V163H71V162H73V164L71 163V164H67L66 162H63ZM75 161V162H74ZM142 161H144V162H142ZM167 161V160H166ZM257 161H259V160H257ZM256 160H255V162H254V164H256V162H257ZM262 161H264V160H262V159H260V161L256 164V165H260V167H262L261 165H264V163H262ZM41 163L42 164H44L45 162H43V161H41V162H39V163H37L36 165H33V167L37 170L38 169V171L39 170H41L42 168L41 167H44L45 166V164H44V166L42 165L41 167H40V165H41ZM64 163V164H63ZM66 163V164H65ZM168 163V164H167ZM262 163V164H261ZM63 164V165H62ZM139 164V163H138ZM149 164V165H148ZM162 164V165H161ZM163 164H166V165H163ZM64 165L67 167H64ZM69 165H71V166H69ZM73 165V166H72ZM161 166L162 167V169L159 167V166ZM49 166H48V171H52L51 170V168H49ZM52 166V167H53ZM63 166V167H62ZM88 166L90 167V168H88ZM150 166V167H149ZM68 167H69V169H68ZM136 168H134V169H137L138 167H139V165H137L136 164V166H135ZM159 167V168H158ZM30 168H32V166L30 167ZM34 168H32V169H34ZM41 168V169H40ZM63 168H66V169H68V170H66V169H63ZM80 169V171H79V169ZM154 168H157V169H154ZM50 169V170H49ZM73 169H74V167H73ZM89 169H90V172H89ZM104 169V168H103ZM197 170H199L198 168H196ZM195 169V170H196ZM53 170V171H54ZM151 170V171H150ZM160 170V171H159ZM163 170V171H162ZM165 170V171H164ZM180 170H182V169H180ZM194 170V171H195ZM196 170V171H197ZM229 169H227L226 170V172H229L228 171ZM68 171V172H67ZM69 171H70V173H69ZM71 171H73V172H71ZM95 171V172H94ZM154 171L156 172V173H154ZM174 171V172H173ZM61 172L63 173V175H61ZM79 172H80V174H79ZM90 173V177L89 176H84V174H86V175H89L88 173ZM91 172H93L92 174H91ZM165 172V173H164ZM73 173V174H72ZM76 173V174H75ZM150 173V174H149ZM58 175L59 174V176H62L63 177V179H62V177H60L59 178V176H56V178H55V175ZM72 174V175H71ZM75 174V175H74ZM68 175H70V176H72L73 178H75L74 180H73V178H71V180H69V179H67V176ZM148 175V176H147ZM69 176V177H70ZM84 176V177H83ZM94 176H96V174L94 175ZM82 179H81V178ZM58 178L60 179V181L58 180ZM80 180H79V179ZM84 178V179H83ZM86 178V179H85ZM92 178H90L89 180H92ZM136 178H138L139 180H140V178L138 177V176H136ZM148 178V179H147ZM76 179L78 180L77 182L79 183H77L76 182ZM184 179H185V177H184ZM57 180L59 181V183H57ZM61 180H67L66 182H64V181H62L61 182ZM81 180L82 181H84V182H86V183H84V182H81ZM147 180V181H146ZM178 181H176V180H174L175 181V183H177V182H179V180L181 181V179L179 178V179H177ZM182 180H183V176H182ZM68 181H69V183L71 182V184L69 185L70 187H68ZM150 181V182H149ZM170 181V180H169ZM168 181V182H169ZM48 182V183H49ZM55 182H56V184H55ZM80 182H81V185H80ZM167 183V181L166 180H164V181H162L161 183L163 184V183ZM171 182V181H170ZM67 183V184H66ZM75 183V184H74ZM82 183H84L83 185H82ZM164 183V184H165ZM77 184V185H76ZM155 184V183H154ZM169 184V183H168ZM167 184V185H168ZM63 185V186H62ZM64 185H66V186H64ZM74 185H76V186H74ZM92 185V186H91ZM166 185V184H165ZM170 185H172V184H170ZM72 186H74V188L76 187V189H74ZM65 189H63V188ZM67 187H68V189L69 190H67ZM78 187V188H77ZM4 188H5V190L6 191H4ZM73 188V189H72ZM126 189H128V187L126 186ZM9 190V188H6L4 185H1L0 184V194L2 195V194H4V195H2L3 197H1V195H0V201H1V203H0V212L2 211V212H7V211H10L11 209H13V210H11V212L13 211V214H14V212L17 210L18 212H20V210L21 211H25V212H27V210H28V213H31V215H33V214H36V212H35V207L37 206L36 204L34 205V204H31L30 206H29V203H26V202H28V199L27 200H24L23 201V199H22V196H20V195H15L14 193V195H10L9 194V192H7ZM72 190H73V192H72ZM74 191H76V192H74ZM4 192H6V194L4 193ZM57 191H55V193H56ZM57 192V193H58ZM97 192V191H96ZM96 192H94V193H96ZM5 195H7L6 197H7V199L8 198H10V199H6V197L4 198V196ZM10 195V196H9ZM201 195H203V194H201ZM63 196V195H62ZM14 197H16V198H14ZM17 197H19V198H17ZM22 200H21V199ZM23 198H25V197H23ZM5 199L7 200L6 202H5ZM18 199H19V202H18ZM10 200H11V209H10ZM14 200V201H13ZM17 201V202H16ZM22 201V202H21ZM9 202V203H8ZM13 202V203H12ZM23 204V206H22V204ZM9 204V206H7ZM13 204H15V205H13ZM16 204H18V205H16ZM26 204H27V206L29 207V208H27V206H26ZM25 205V206H24ZM34 205V208L32 207ZM3 206V207H2ZM15 206H16V208H15ZM20 208H19V207ZM21 206L22 207H24V208H21ZM5 207V208H4ZM6 207H8L9 209H7ZM32 207V208H31ZM18 208L20 209V210H18ZM7 211H6V210ZM26 209V210H25ZM30 209V210H29ZM89 209V207L87 208V210ZM33 212V213H32ZM21 216V215H20ZM19 216V217H20ZM24 216V215H23ZM23 216H21V217H23ZM26 217H30V215H28V216H26ZM123 217L124 216H122V217H120V219H123ZM110 218V217H109ZM108 218V219H109ZM113 218V217H112ZM117 218V219H116ZM125 218V217H124ZM107 219V220H108ZM111 219V218H110ZM109 219V220H110ZM127 219V218H126ZM126 219H123V220H126ZM112 220V219H111ZM111 220H110V222H111ZM117 220H118V217H114L113 218V220H112V222H117ZM128 222H130V219L128 220ZM129 224H131V223H129ZM129 224H127V226H126V228H130L131 227V225L129 226ZM118 227V226H117ZM117 230V229H116ZM9 231V229L8 230H5V233L4 234H9V233H11L12 232V229H10V231ZM97 233H93V234H101V233H99L100 231H96ZM68 234V233H67ZM109 234V233H108ZM5 236H7V235H5ZM68 236V235H67ZM64 237V238H62V242L61 241H59L60 242V246L58 245V246H56L55 247V251L53 252V255L51 256V257H48L50 254H51V251L50 252H47V249H48V246L46 245V244H41V247L42 246H44V247H42V249H41V251L39 252V256H38V247H34L33 246V248H32V246L30 247V249L29 248H27V251H26V245L24 246L25 248H22L23 246H20V245H24V243L23 242H21V241H19V242H21V243H19V242H17L16 241V237H15V235L13 236H11V235H8V240H9V242L7 243L6 242V238L5 239H2V238H0V258L2 257V256H4V259H3V257H2V259L4 260V262H3V260L0 262V263H6V264H58L57 263V261L60 263V264H63V263H65V264H80V262H81V260L87 255V253L88 252H86L87 251V249H84V250H86L85 252L86 253H84V252H81V251H84L83 250V248H85V246H86V248L88 247V246H90L91 245V243L92 242H88V241H91L89 238H88V236H85L84 237V235H82L83 237H84V239H83V237L82 238H80V241L79 240H74L73 242H70L69 240H66V238H68V237ZM123 236V234H121V237L119 238V239H116V241L115 240H110L109 238L108 239H106L105 240V242H108L107 243V245H106V243H104L105 245H99L97 248H96V250H95V253H100L101 252V246H102V248H103V250H105L104 248L106 247V248H108V250H106V251H104L103 252V254L100 256V259H106V258H112L109 262H108V264H115L114 262H118L117 264H120L121 262V264H132L131 263V261H136V260H138L139 258V255H141V254H146V251L148 252L149 251V256H152L154 253V251L155 250H158V251H160V250H162V253L161 254H165V252H167L165 255H164V257H167L168 255H175V253H176V255L174 256V257H176L177 258V260H179V258H180V262H181V264L183 263L184 264V262L186 263V264H189V263H187V262H190V263H192V264H198V259L197 258H199V260L201 259L202 261H199V262H203L204 260H203V256H204V253H205V250H204V247H205V245H207L208 243L206 242V240L204 239V237L203 236H201V237H198L197 239H196V241L194 240V242L193 241H191L192 242V244H191V242H189V244H187V243H184L183 241H174L173 239L171 240V241H165V242H160V243H158L157 242V244L158 245H156L154 248H153V246H151V245H149V247H151V248H148V246H146L147 244H150L149 242H146V238H144V237H146V236H142L141 237V240H139V242L138 243H133V244H131L132 243V238L130 237V238H128V236H126L125 238H124V236ZM13 237V238H12ZM90 237V236H89ZM121 238H123V239H121ZM13 239V240H12ZM81 239H83V240H81ZM88 241H87V240ZM64 240V241H63ZM131 240V242H129ZM110 241V242H109ZM118 241V242H117ZM203 241V242H202ZM6 242V243H5ZM17 242V243H16ZM58 242V243H59ZM78 242H80V243H78ZM85 242H88V246L86 245V243ZM115 242V243H114ZM121 242H123V243H121ZM175 242V243H174ZM178 242V243H177ZM16 243V244H15ZM19 243V244H18ZM77 243V244H76ZM112 243H114V244H112ZM117 243V244H116ZM144 243H146V244H144ZM161 243L162 244H166L165 246H162L161 245ZM6 244V245H5ZM14 244H15V247H14ZM25 244H27V243H25ZM109 244V245H108ZM119 244H120V246H119ZM160 244V245H159ZM13 245V246H12ZM17 245V246H16ZM114 245H118L117 247L116 246H114ZM142 245V246H141ZM145 245V246H144ZM187 245V246H186ZM204 246L203 248L201 247V246ZM110 246V247H109ZM167 246V247H166ZM11 247H14V248H11ZM28 247V246H27ZM40 247V246H39ZM47 247V248H46ZM58 247H60V248H58ZM65 247V248H64ZM114 247V248H113ZM158 247H160V248H158ZM162 247V248H161ZM170 247H171V249H170ZM31 248L34 250V251H32L31 250ZM46 248V249H45ZM89 248V247H88ZM158 248V249H157ZM168 248V249H167ZM175 250H174V249ZM200 248H202V249H200ZM2 249H3V251H5V252H3L2 251ZM20 249V250H19ZM23 249H25L24 251H23ZM59 249V250H58ZM81 251H80V250ZM111 249H113V251L112 252H110V253H108L109 252V250H111ZM117 249V250H116ZM153 249V250H152ZM177 249V250H176ZM184 249H185V251H184ZM13 250V251H12ZM43 250V251H42ZM74 252H73V251ZM102 250V251H103ZM168 250V251H167ZM199 250H201V251H199ZM204 250V251H203ZM3 253H2V252ZM12 251V252H11ZM17 253H16V252ZM44 251H45V255L43 254L44 253ZM57 251V252H56ZM77 251H80L79 253L80 254H77L78 252ZM153 251V252H152ZM165 251V252H164ZM176 251V252H175ZM27 252V253H26ZM46 252L48 253V256H47V254H46ZM73 252V253H72ZM77 252V253H76ZM145 252V253H144ZM201 252V253H200ZM15 253V254H14ZM21 253V254H20ZM26 253V255H24ZM32 253H33V255H32ZM50 253V254H49ZM57 255H56V254ZM83 253V254H82ZM107 253H108V255H107ZM116 253H119L120 255H122V256H120L119 254V256H120V258H117V257H119L118 255L116 256L115 254ZM123 253V254H122ZM153 253V254H152ZM188 253V254H187ZM199 253V254H198ZM7 254V255H6ZM12 254V255H11ZM19 254V255H18ZM37 255V257H35L36 255ZM54 254L56 255V257L54 256ZM74 254H76V255H74ZM114 254V255H113ZM128 254V255H127ZM129 254H130V257H129ZM161 254H160V258H158V259H162L161 257L163 256H161ZM168 254V255H167ZM192 254V255H191ZM14 255V256H13ZM30 255V256H29ZM32 255V256H31ZM67 255V256H66ZM126 255V256H125ZM133 255V256H132ZM167 255V256H166ZM201 255V256H200ZM5 256H6V258H5ZM7 256H8V259H7ZM12 258H11V257ZM41 256H42V258H44V259H42L41 258ZM43 256H45V257H43ZM47 256V257H46ZM75 256V257H74ZM82 256V257H81ZM136 256V257H135ZM193 258H192V257ZM200 256V257H199ZM9 257H10V259H9ZM16 257V258H15ZM20 257V258H19ZM65 257V258H64ZM74 257V258H73ZM121 257H123V259L124 260H127L128 258H129V261L128 262H124L123 260H120L121 259ZM163 257V258H164ZM185 257H187V259L185 258ZM38 258V259H37ZM46 258H47V260H46ZM72 258V259H71ZM76 258V259H75ZM125 258H127V259H125ZM136 258H138V259H136ZM156 258V257H155ZM191 258V260H189V261H187L188 259H190ZM196 258V259H195ZM5 259L8 261V263L7 262H5ZM13 259H15V260H13ZM29 259V260H28ZM31 259V260H30ZM58 259V260H57ZM22 260H23V262H22ZM39 260L40 261H42V262H39ZM114 260V261H113ZM121 262H120V261ZM153 260H156V262H157V258L156 259H154V257H152L150 260H149V263H148V261L147 262H144V264H156V262L155 261H153ZM181 260H183V262L181 261ZM185 260V261H184ZM197 260V261H196ZM11 261V262H10ZM12 261H13V263H12ZM18 261V262H17ZM31 263H30V262ZM48 261V262H47ZM178 261V262H179ZM195 261V262H194ZM21 262V263H20ZM56 262V263H55ZM79 262V263H78ZM205 262V261H204ZM143 264V263H142Z\"/></svg>","mask_w":264,"mask_h":264}]
</instances>
